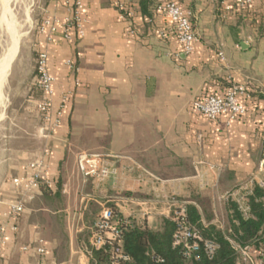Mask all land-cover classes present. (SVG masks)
Instances as JSON below:
<instances>
[{
  "label": "crops",
  "instance_id": "crops-1",
  "mask_svg": "<svg viewBox=\"0 0 264 264\" xmlns=\"http://www.w3.org/2000/svg\"><path fill=\"white\" fill-rule=\"evenodd\" d=\"M176 1L196 32L190 55L169 21L151 11V0H84L82 36L73 30L65 39L61 29L36 36L55 80L51 110L59 124L39 148L2 157L0 264H90L92 225L105 207L160 232L179 204L220 232L238 254L235 264H264V222L245 232L235 217L237 209L258 221L252 199L264 211V0L225 16L213 0ZM72 3L48 0L47 17L63 19ZM231 85L248 93L244 117L227 125L191 109L196 98ZM64 96L70 98L61 106ZM82 154L97 157L85 172ZM38 159L44 181L13 222L5 213L20 195L11 180Z\"/></svg>",
  "mask_w": 264,
  "mask_h": 264
},
{
  "label": "built area",
  "instance_id": "built-area-1",
  "mask_svg": "<svg viewBox=\"0 0 264 264\" xmlns=\"http://www.w3.org/2000/svg\"><path fill=\"white\" fill-rule=\"evenodd\" d=\"M256 0H223L220 3V11L223 16L231 13L233 10H244L250 7ZM216 4V0H213ZM116 7L120 16L125 17L128 13L126 6L117 3ZM151 9L155 14L165 17L174 32L175 38L180 45L181 52L184 55H190L193 52V46L196 41V32L190 18V14L184 11L176 0H151ZM84 12V0H73L71 12L63 19L46 17L41 21L40 32H47L53 36L60 29L65 39H69L70 32L76 31L78 36H82V19ZM148 22H151L148 20ZM127 33H135L133 24H129ZM161 38H165L164 32L158 33ZM37 81L36 85L42 94L41 100L37 103L36 109L41 116L42 126L39 133L42 137H47L53 132L59 124V112L52 113V98L54 95V78L48 72L47 54L40 52L36 60ZM69 96L62 97L61 106H65ZM248 98V93L243 86L231 85L221 95L204 94L196 98L191 103V109L207 121L215 122L224 119L226 124L244 117L246 107L242 99ZM46 152L44 153V156ZM96 156L82 154L79 156L78 164L80 169L85 172L88 164H95ZM26 173L21 177H15L11 180L12 186L19 191V198L16 203L9 206L5 217L15 222L24 211L25 201H31L40 190V185L44 181L43 161L35 160L25 167ZM101 176H106V171L100 172ZM172 221L175 225V231L172 235V247L178 249L185 259L199 260L200 253L211 259L218 245L213 241L204 240L201 233L190 224L186 206L179 204L172 212ZM13 231L17 230L16 223L11 225ZM6 229L0 225V249L5 245ZM90 247L92 250H103L108 252L111 264L127 262L130 258L123 253L122 226L118 222L108 207H105L99 217L94 221L91 229ZM23 247V250H27ZM45 252L42 241H38L36 253L42 256Z\"/></svg>",
  "mask_w": 264,
  "mask_h": 264
},
{
  "label": "rangeland",
  "instance_id": "rangeland-1",
  "mask_svg": "<svg viewBox=\"0 0 264 264\" xmlns=\"http://www.w3.org/2000/svg\"><path fill=\"white\" fill-rule=\"evenodd\" d=\"M47 2L48 0H14L12 3L19 45L0 99V162L6 153L41 146L43 137L39 129L42 119L36 105L42 94L36 85L38 51L35 39L41 34V21L48 15L45 11ZM8 45L9 37L1 29L0 57Z\"/></svg>",
  "mask_w": 264,
  "mask_h": 264
},
{
  "label": "trees",
  "instance_id": "trees-1",
  "mask_svg": "<svg viewBox=\"0 0 264 264\" xmlns=\"http://www.w3.org/2000/svg\"><path fill=\"white\" fill-rule=\"evenodd\" d=\"M216 1L217 8L219 9L220 3L223 0ZM151 11L153 12L152 9ZM124 14L128 17V13ZM256 195H259L258 192H256ZM249 206V212L256 214L255 216L258 221H253V219L245 220L237 209H235V217L245 232L250 231L254 233L264 222V211H261V205L255 203L253 199L250 200ZM110 209L122 226L123 253L130 258L129 261L118 264H235L237 261V252L224 239L220 232H217L213 228L201 226L199 215L193 207L186 206L190 224L201 233L204 240L213 241L218 245V249L211 259L207 258L203 253H200L201 255L197 261L185 259L178 249L172 247V235L175 231L172 217L164 221L160 232H153L119 217L113 208ZM90 264H111L108 252L91 249Z\"/></svg>",
  "mask_w": 264,
  "mask_h": 264
},
{
  "label": "bare ground",
  "instance_id": "bare-ground-1",
  "mask_svg": "<svg viewBox=\"0 0 264 264\" xmlns=\"http://www.w3.org/2000/svg\"><path fill=\"white\" fill-rule=\"evenodd\" d=\"M14 0H0V30L3 29L9 37V45L0 57V99L2 89L17 55L19 34L13 17L12 3ZM14 58V59H13Z\"/></svg>",
  "mask_w": 264,
  "mask_h": 264
},
{
  "label": "water",
  "instance_id": "water-1",
  "mask_svg": "<svg viewBox=\"0 0 264 264\" xmlns=\"http://www.w3.org/2000/svg\"><path fill=\"white\" fill-rule=\"evenodd\" d=\"M12 64V63H11Z\"/></svg>",
  "mask_w": 264,
  "mask_h": 264
}]
</instances>
